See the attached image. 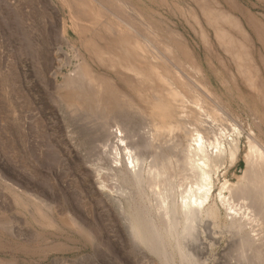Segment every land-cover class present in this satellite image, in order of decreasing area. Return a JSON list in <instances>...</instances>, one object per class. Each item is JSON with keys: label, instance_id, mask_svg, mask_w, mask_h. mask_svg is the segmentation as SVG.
<instances>
[{"label": "rangeland", "instance_id": "obj_1", "mask_svg": "<svg viewBox=\"0 0 264 264\" xmlns=\"http://www.w3.org/2000/svg\"><path fill=\"white\" fill-rule=\"evenodd\" d=\"M195 1L118 0L122 10L116 15L119 19L107 0H81L79 11L83 15L72 6L75 0H0V264L174 263L171 246L167 250L171 262H167L145 244L131 239L110 196L142 207L145 201L132 199L135 187L98 155L97 109L83 106L66 84L71 77L83 86L95 85L78 74L77 66L84 63L98 78L107 77L127 92V97L117 95L118 107L138 135L152 121L160 129H175L176 140L179 137L185 142V134L177 130L178 123L170 114V103L158 104L151 92L149 102H143L147 91L138 92L129 80L134 74L124 66V56H117L113 49L118 43L125 44L120 35L115 42L113 34L118 31L124 36H137L144 47L152 41L164 60L160 66L163 74L179 85L193 78L228 112L222 113L211 99L204 106L210 114L212 133L217 132L221 140L240 135L235 162H227L213 176V196L222 182L234 183L241 175L247 133L252 131L258 146L264 149L261 103H255L242 88L243 78L233 64L234 57L224 50L215 37L217 29L204 20ZM213 1L245 27L252 16L254 28L252 24L248 32L255 33L256 27L264 34V0ZM106 22L111 30L104 27ZM251 40L253 58L264 76L258 60L259 56L264 58V47L254 36ZM133 57L130 53L127 56L134 61ZM154 75L148 78L156 80ZM129 95L133 102L143 103L129 106ZM222 115L225 121L221 125ZM224 193L229 195L226 190ZM220 208V226L216 230L210 223L215 231L210 233L220 242L206 253L208 264H230V259L239 254L238 248L227 244L231 233L223 222L225 208ZM151 218L157 221L153 215Z\"/></svg>", "mask_w": 264, "mask_h": 264}, {"label": "bare ground", "instance_id": "obj_2", "mask_svg": "<svg viewBox=\"0 0 264 264\" xmlns=\"http://www.w3.org/2000/svg\"><path fill=\"white\" fill-rule=\"evenodd\" d=\"M75 1L72 6L83 15L84 13L79 11L83 7L81 4L83 0ZM108 2L111 8H115V10L112 9V13L115 11V16L121 13L122 10L118 7L121 3L119 5L118 0H107V4ZM195 2H198L197 6L204 20L217 29L215 37L221 42L224 50L230 53L232 58L234 57L236 63L232 59L233 64L238 67L239 74L243 78L242 88L255 103L259 100L264 111V76L259 73L250 44L251 37L254 36L264 47V34L256 27L253 29L256 30L255 33L248 32L252 24L254 28L252 16L247 19L245 24L247 28L243 26L239 18L220 8L213 0ZM230 6L234 5L230 4ZM103 25L111 30L107 22ZM113 29L112 32H114ZM119 35L125 44L118 43L113 49L117 56H124L122 58L124 66L134 74V76L130 75L129 80L134 82L138 92L147 91L143 102H149V92H151V98L158 104L170 103L173 108L170 114L178 123L177 130H182L185 134V138L183 137L185 142H182L179 137L176 140L175 129H160V126L156 127V122L152 123L147 119L149 125H145L138 135V131H135L125 113L118 107L117 95L127 97V92L107 77L98 78L84 63L77 66L78 74L85 75V78L88 81L91 80L95 87L83 86V83L76 78L66 79V84H69L70 89L77 94L75 98L77 101L86 108L89 107L90 110L97 109L99 117L95 125L96 152L112 163L110 168L118 171L127 184L135 187L136 195H132V199L137 197L145 201L146 205L142 203L144 205L142 207L137 202V204H126L119 198L110 196L116 203L117 211L121 214L131 239L145 244L157 255L164 257L165 261L169 253V251L167 253L168 247L171 246L175 251L170 256L173 264H176L177 260L179 264H208L210 259L205 255L209 254L208 251L212 245L220 242L217 236L210 233L212 231L210 225L214 223L215 229L216 226H220V206H222L225 208H223L225 210L224 226L231 233L227 244L239 249L238 256L231 258L228 263L264 264V149L258 146L252 131L247 133L248 148L244 154L245 166L241 175L234 183L222 182L217 195L213 196V176L227 162L230 165L235 162L240 135L236 138L223 139L226 142L225 145L217 132L215 134L211 132L210 114L204 108L208 99L215 101L210 97L211 93L203 90L198 81L188 76L187 82L183 81L179 85L177 80L163 74L160 66L164 60L154 48L152 41L144 47L137 36L131 33L124 36L118 31L113 34L115 42H119L117 39ZM121 50L125 51V55L121 54ZM129 53L134 56V61L127 58ZM97 54L102 58L101 50ZM259 57L258 60L260 59L264 68V58ZM150 74H155L157 79L150 80L148 78ZM225 83L227 84L226 80ZM153 91L156 92L155 95ZM127 101L132 107L143 103L133 102V97L130 95ZM215 103L220 110V105L217 101ZM220 111L225 115L228 114L223 108ZM224 117L222 115L220 118L221 125L224 124ZM113 126H115L114 129ZM222 129L223 127L221 132ZM234 130L233 128L232 131ZM100 186L102 188V185ZM225 190L229 195H225ZM152 215L158 222L151 218ZM209 218L213 221L210 222ZM174 254L178 255L176 260L173 257Z\"/></svg>", "mask_w": 264, "mask_h": 264}]
</instances>
